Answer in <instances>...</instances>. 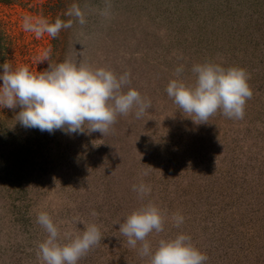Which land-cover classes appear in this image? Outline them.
Masks as SVG:
<instances>
[{
	"label": "rangeland",
	"instance_id": "obj_1",
	"mask_svg": "<svg viewBox=\"0 0 264 264\" xmlns=\"http://www.w3.org/2000/svg\"><path fill=\"white\" fill-rule=\"evenodd\" d=\"M104 1L105 4L108 2ZM234 1L236 7L239 6V14L238 8L233 9L234 4H231L230 0H123V11H115L107 18L98 15L102 30L107 26L111 29L109 47L113 49L116 57L122 59L121 62L113 60L109 70L117 74L130 72L129 87L149 99L152 107L145 113L146 117L144 114L140 119L135 117V109L128 115H118L116 123L104 136L97 132L88 143L80 139L83 144L88 145L97 141V137L101 139L83 154L78 153V149L70 144H65L63 152L66 141L63 137V143L48 146L52 151L47 149L45 143L40 144L44 145L41 148L28 146L33 152L25 155V165L12 167L10 163L18 161L16 156L9 154V162H5L1 152L3 155L7 154L8 148L0 145V264H42L37 257V248L38 244L47 238V233L37 223L38 214L41 212H47L58 224L62 243H68L76 236L82 235L88 224L98 225L103 237L101 243L78 263L105 264L101 258L111 245L112 240L108 236L111 222L106 218L92 215V212L100 211L102 206L94 204V179L91 174L94 165L93 168L91 166L99 156L102 171L106 172L112 154H115L122 164L125 162L126 166L129 147L133 148V153H136L138 158L141 157L138 160L139 164L149 169L152 186L159 181L158 169L163 166L162 162H166L164 157L170 159L169 162L185 163L186 168L188 165L193 167L194 162L189 161L196 157V160L200 158L197 166V169L201 170L198 171L199 176L203 178L209 171L208 176L203 179L209 181L212 193L219 188L222 194L230 193V187L232 191L236 189V196L239 197L236 202L244 203L245 200L248 203L241 208L248 213L250 209L254 210L249 205L254 207L255 198L264 194L263 185L255 187V181L253 182L255 176L250 177V181L238 179V182H229L226 178H217L208 168L214 167L217 172L222 170L223 155L230 152L227 145L224 147L229 131L239 132L242 138L244 137L241 140L244 148L239 150V154L247 156L245 163L251 164L257 159L261 166L264 165V14L260 13L255 22L250 21L248 27L241 22L236 26V16L241 18L246 17L248 13H259L261 5L260 0ZM226 5L230 7L228 13ZM1 10L5 15L10 14L12 21L17 22L24 31L25 42H30V47L35 51L33 60L36 62L43 60L46 34L37 38L35 33L25 31L23 20L19 16L25 13L19 9L1 7ZM214 10L216 13L210 21L212 27L207 30L204 26L198 29L192 22L196 21L197 24L205 22V15ZM188 12L195 18L189 20ZM223 16H227L226 19L223 20ZM249 18L248 16L246 19ZM232 32L234 34L240 32L238 39L227 40ZM119 38L124 40L122 49L117 45ZM117 50L120 53H116ZM206 61L220 64L225 68L245 69L251 77L248 83L253 90V97L246 103L245 116L242 120L229 119L221 112H217L205 122L206 127L203 130L205 132L201 134L206 137L205 133L214 132L213 137L220 144L209 149L208 155L202 157L200 147L202 148L205 142L199 143L198 140L203 136L195 137L197 127L194 129L189 127L191 123L188 114L168 97L166 87L171 79L177 78L175 69L180 65L184 66V72L179 78L193 84L195 82V75L191 71L193 65ZM2 84L0 81V87ZM127 90L128 88L124 89L125 92ZM57 132L58 130H55L53 133ZM155 132H161V138L156 141L158 146L162 147L160 152L155 150L157 143L150 137ZM42 133L47 137L53 134L47 131ZM244 133H247V137ZM169 144L174 145L171 151L167 148ZM198 153L202 155L198 157ZM224 156L225 159L231 157ZM237 160L235 158V161ZM83 167L86 168V175L81 177ZM256 177L258 181L264 177V167L258 169ZM81 178L84 181H80ZM210 188L208 192H211ZM207 194L211 196V193ZM196 202H187L186 205L189 206L182 204L177 207L184 217V223L179 228L174 227V230L170 224L164 232L167 236L164 239L174 238L180 233L187 234L193 243L196 242V247L208 256L206 264H224L220 261V256H214L211 260L212 256L208 254L211 251L207 248L213 240L212 230L226 225L220 222L219 218L208 217L202 220V216L197 220ZM184 213L189 219H185ZM206 228L209 230L207 235L204 233Z\"/></svg>",
	"mask_w": 264,
	"mask_h": 264
},
{
	"label": "trees",
	"instance_id": "obj_2",
	"mask_svg": "<svg viewBox=\"0 0 264 264\" xmlns=\"http://www.w3.org/2000/svg\"><path fill=\"white\" fill-rule=\"evenodd\" d=\"M105 2L104 0H0V66L8 62L13 69L20 66H28L34 73H39L49 70V64L54 67L56 64L66 59L82 62L93 68L103 67L106 69L110 68L111 62L115 59L121 62L122 59L116 57L113 49L111 50V47H109V44H111L109 41L111 29L107 26L105 30H102L98 15L100 16L101 10H103L107 4L111 5V14L115 11H123V0H108L106 4ZM230 2L234 4L233 2L235 1L230 0ZM73 3L78 4L85 10L87 23L81 26L79 23L74 22L70 29L62 30L55 39L45 33L46 38L44 39L46 43L44 44V52L51 49L50 58L37 62L33 60L35 51L30 47V42L27 43L24 40L25 36L22 28L17 22L12 21L10 14L5 15L1 10V7H6L10 10L19 9L21 12L25 13L19 15L22 20L24 17L29 16L36 19L46 18L49 22H54L56 18L64 20L69 19L70 17L66 16L65 13ZM226 4H228V2H226ZM240 5L243 8L242 2ZM260 5L261 10L259 13H248L246 17L244 16L241 18L236 16V26L238 22H241L246 27L249 26L250 21L255 22V19L259 17L258 15L264 14V0H260ZM226 7L228 13L230 7L227 5ZM235 7L236 4L233 5V9H235ZM237 8L239 14V6L236 7V9ZM215 13L214 10L205 15V22H200L198 24L196 21L192 22L197 25L198 29L201 28L200 26H204V29L207 30V28L212 27L210 21ZM187 16L189 20L194 17L190 12H188ZM248 16L250 18L247 20L246 18H248ZM226 17L227 16H223V20L226 19ZM242 21L247 22L245 23ZM239 33L240 32H236L234 34V32H232L230 36L227 37V40L238 39ZM123 41L122 38L118 39L117 45L120 49H122ZM116 53L120 52L117 50ZM2 74L3 68L0 67V75ZM20 111L21 108L19 106L9 109L0 105V145L8 148L7 154L3 155V152H1V155L5 158V162H9V154H14L16 156L18 161L15 160V163H10L12 167H22L25 165V155L28 156L33 152L28 146L31 148H41L46 145L47 149L52 151L48 146L50 144L63 143V137H65L66 141L63 145V152L65 150V144H70L73 145V148L78 149V153L83 154L88 152V148L92 149L91 147L95 142L97 143L98 140H101L97 137V141L91 142L89 145L83 144L80 139L86 140L85 143H88V140L97 134V132L89 133L87 130H85L84 134H71L64 130H58L57 133H53L48 137L44 136L39 129L25 128L16 120V116ZM189 118V122L191 123L189 127L193 129L197 127L196 133H194L195 137L201 138L203 136L201 133L205 129L206 123L195 124L191 119L192 117ZM160 134L161 132L151 134L150 137L154 139H152L153 142H158L161 138ZM205 134L207 136H203L204 140L203 138L198 140L199 143L205 142L203 147H200V152L203 153L202 157L208 155L209 149L215 147L218 143L220 144V142H216L215 137H213L214 132L212 134ZM228 134L227 140L224 139V147L227 145L230 152L224 155L231 157L225 159L223 155L221 162L224 160V166H222V170H218V172L214 167H207L219 179L226 178L229 182H238V179H248V181H250V177H256L258 169H263L264 165L261 166L260 161L257 159H254V162L251 164L245 163L247 156L241 153L239 154V150L244 148V144L241 141L244 137L242 138L239 132L234 133L229 131ZM244 135L247 137V133H244ZM40 144L44 145L41 146ZM158 145L157 143V146ZM156 147L155 150L159 152L162 150L161 145ZM172 147H174V145L169 144L167 148L171 151ZM245 153L247 154L246 151ZM127 155L126 166L124 165L125 162L122 164L115 154L110 156L109 168L106 172L102 171L103 166L101 162H99V160H101L98 158L99 156L97 157V161L95 163L93 162L91 166V168H93L94 165V169L91 172L92 178L94 179V204L96 203L102 206L101 210L97 211V217L106 218L111 222L110 232L108 228H106L109 233L108 236L110 240H112L111 245L110 248L106 249L105 255H102L101 258V260H104L103 262H105V264H149L147 257L142 258L139 255V244L137 248L129 247L127 238L119 231L120 224H122L133 211L143 207L149 201L165 210L167 213L168 220L165 224L164 232L170 224L174 230L175 225H173L174 221L171 217L177 213L181 214L177 210V207L182 204L186 205L187 202L192 203L199 201L196 202L198 211V213L196 212L197 220L201 219L200 217L202 216V220L208 217L219 218L220 222L226 225L212 230L213 236L211 237H213V240L210 239L211 245L207 248L208 251H211L208 253L212 256H209L211 260H213L214 256H220V261L224 264H264V194L261 197L258 196L259 198H255L254 207L249 205L250 208L254 210L250 209L249 213L246 212L241 207L245 204L248 205V203H246L245 200L244 203L239 200V202H236V199L239 198L236 196V189L232 191L230 187V193L226 192L227 194H222L219 188L212 193L209 181L203 179L208 176L209 171L203 178L199 176L198 171L201 170L197 169V166L200 163V158L196 160V157H193L190 161L188 159L189 162H194L192 168L188 165L189 162L187 163L188 168H186L185 163H177V161L169 162L170 159L164 157L166 162H162L163 166H160L158 169L157 180L159 181L152 186L150 183L152 178L149 169L147 170L138 162L141 157L138 158L136 153H133V148L131 147H129ZM197 155L199 157L202 154L200 155V153H198ZM232 157H234V159H231ZM235 158L238 160L235 161ZM219 161L220 160H218V165L221 164ZM244 168L248 169L245 170ZM85 169V167L82 168L81 175L79 174L81 177L86 175ZM188 169L190 170L187 174L186 172ZM144 172L148 174L144 175ZM255 177L254 180L252 179L253 182L255 181V187L259 188L261 185L264 186V177H261L259 181L255 179ZM80 181L84 180L81 178ZM141 181L150 185L152 189L151 193L144 198H140L137 193L132 190V186L134 184H139ZM244 186L246 188L248 187L246 185ZM209 188L211 192L207 191ZM207 193H211V196ZM198 203L200 204L198 205ZM205 214L207 215L205 216ZM185 217V219H189L186 214ZM211 218H209V220ZM170 220L171 222H169ZM164 232L159 234L153 233L148 237L153 249L158 246L157 242L160 239L167 238ZM208 232L209 230L206 228L204 233L206 234ZM113 240L115 241L113 242ZM193 244L196 246V242Z\"/></svg>",
	"mask_w": 264,
	"mask_h": 264
},
{
	"label": "clouds",
	"instance_id": "obj_3",
	"mask_svg": "<svg viewBox=\"0 0 264 264\" xmlns=\"http://www.w3.org/2000/svg\"><path fill=\"white\" fill-rule=\"evenodd\" d=\"M67 20L56 18L49 22L46 18H23V29L35 33L37 38L45 33L55 39L62 30L70 29L73 23L81 26L87 23L86 12L73 3L65 13ZM105 18L111 15V5L101 10ZM51 49L43 54V60L50 58ZM0 81V105L21 111L16 120L25 128H36L53 133L64 130L71 134L99 132L103 136L112 129L118 115H128L135 109L137 119L152 107L151 101L130 88V72L117 74L100 67L93 68L82 62L66 59L49 70L34 73L28 66L13 69L5 62ZM193 84L179 77L184 66L175 69L176 79H171L166 87L170 99L191 119L199 124L221 112L226 118L242 120L245 107L253 97L248 81L250 74L239 67H222L206 61L193 65ZM128 88L125 92L124 89ZM150 168V167H149ZM147 175V172L143 173ZM132 190L140 198L151 193V186L141 181ZM92 215H97L92 212ZM171 219L175 227L184 223V217L177 213ZM168 220L167 213L151 201L133 211L122 224L121 234L127 238L131 248H137L139 255L147 257L149 264H206L209 259L192 242L187 234H177L174 238L160 239L153 249L148 237L162 233ZM37 223L46 231L47 238L38 244L37 257L42 264H78L102 240L100 227L88 224L82 235L68 243L60 240L61 231L47 212L38 214Z\"/></svg>",
	"mask_w": 264,
	"mask_h": 264
}]
</instances>
